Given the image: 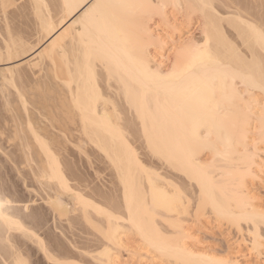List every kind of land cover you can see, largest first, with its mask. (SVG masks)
<instances>
[{"label": "bare ground", "instance_id": "bare-ground-1", "mask_svg": "<svg viewBox=\"0 0 264 264\" xmlns=\"http://www.w3.org/2000/svg\"><path fill=\"white\" fill-rule=\"evenodd\" d=\"M0 96V156L46 204L1 180L0 264H239L187 244L207 215L264 255V0H0Z\"/></svg>", "mask_w": 264, "mask_h": 264}, {"label": "rangeland", "instance_id": "rangeland-1", "mask_svg": "<svg viewBox=\"0 0 264 264\" xmlns=\"http://www.w3.org/2000/svg\"><path fill=\"white\" fill-rule=\"evenodd\" d=\"M8 66L9 65L3 66V67H8ZM1 110L2 109H0V111ZM2 141L3 140H1V142ZM4 144H5V142H4ZM4 144H2V145H4ZM0 145H1V143H0ZM262 148H264V147H262ZM71 151L72 152L69 153V154H71V155H69V159H70L71 163L73 162L74 167L80 173H82L85 177H87L88 179H90L93 176L96 177L93 179H94V181L96 180V184H98V187L99 186L104 187L103 186L104 183L106 185L109 179L107 178L108 177L107 172L103 171V168H102L103 164L101 163V160L97 159V157H94V155L93 156L91 155L88 158L86 155L80 154L78 150L73 149V148L71 149ZM0 158H2L0 160L1 163H2V160L3 161L5 160L4 163L7 164V165H3L4 163H2V165H0L1 170L3 169L2 171L0 170V176H1V172H3V171L5 173V174H2L3 177H4V175H7V177L5 176L6 178L4 177L6 180H4L3 177H0V183L2 184V182L8 181L9 185L12 186V183L14 182L13 187L18 186L15 188L16 190L18 189L17 190L18 192L17 191L13 192L14 196H15L20 191L19 199H18V197H15V199L17 198L16 200H18L20 202L18 204V206H20V205L22 206L23 201L28 202L27 201L28 199H26L28 197L29 200L31 198L33 199V200L31 199V201H29L32 208H34L33 205H36V204L37 205L34 209L37 208L38 204L42 207H45L46 204H44L45 203L44 200L40 201L44 197V195H43V197L40 196L43 193L42 190L36 188V191H37V189L40 191L39 192L35 191V193H34L32 188H34V190H35V187L32 185V188L30 189L31 182L28 183L29 179L27 176H26V178L28 179V180H26L27 183L25 180H24L25 183H23V180L21 181V179H26L25 176L23 175L25 172L22 173L23 171H20V173H19L20 168L18 169V167L15 166L14 164H9L11 162L4 159V157L0 156ZM90 159L94 162L93 166H91V164L89 163ZM2 166H3V168H2ZM14 166H15L14 169H16V170L13 169ZM91 167H93V168H91ZM263 167H264V161H263ZM9 170H10V172H9ZM9 174H11V175H9ZM19 174H22L24 176V178L22 175L20 176ZM261 175H260V177L264 178V171ZM9 178H10V180H8ZM1 180H3V181L1 182ZM261 181H262V179H261ZM10 182H11V184H10ZM262 182L263 183H261L260 179H258L255 182L249 181L250 184H248V185H250L249 190L251 192V195L253 194L252 196L255 197V204H258L259 207L264 208V179ZM4 184H6V183H4ZM26 184L29 185V189H27L28 186ZM6 186L7 185H4L3 187L6 188ZM0 187H2V186H0ZM5 188H3V189H5ZM7 188H9V186ZM13 189L14 188H12L10 190L13 191ZM13 193H11V194H13ZM39 193H41V194H39ZM37 194H39L40 197ZM21 197H24V198L26 197V198H25V200L23 198L22 199L23 201H22ZM39 198H41V199H39ZM34 200L37 201L36 204H33ZM67 202H68V200H67ZM69 206H71V204H69ZM45 208H43L45 210V212L42 210H41V212H43L44 216L47 215V217H45V218H47L46 220L49 219L48 226L50 223V225L52 227H54V224L52 223L53 222L52 213L50 214V211H49L50 209H45ZM45 213H46V215H45ZM211 217H213V216L211 215ZM211 217L207 215L206 217H201V220L195 219L193 217H187L184 220V222H183L184 223V229H185L184 231L188 235L187 244L189 245V247L193 251H195L197 253H201V254H207L209 256H212V257H215L218 259H223V260L228 259L229 261L230 260L233 262L235 261V263H239V264H264V255L261 253H260L261 255L260 254L258 255L257 254L258 252H255L256 250L253 249L254 248L253 242H251L252 240L249 237L250 231L248 230L246 225H242L241 230L243 231V233H242V231H238L239 232L238 233L237 232L238 229H236L234 227L230 228L226 224L225 225L224 224L219 225V223H217L215 221V219H213L214 217L213 218H211ZM248 231H249V234H248ZM241 234H244V235H241ZM263 237H264V232H263ZM19 239H18V241H19ZM23 239H20L19 242L23 243L25 241V243H27V239H25V240H23ZM263 242H264V238H263ZM32 245L30 244V246H32ZM133 246H135L137 248H141L142 245L138 240H135L133 242ZM33 247L35 248V246L31 247L32 250H35L36 248L33 249ZM39 255L40 254H38V256H36V254L34 255L35 258L34 257L32 258L33 262L35 261L36 264L37 263L38 264L39 263L40 264H50L51 263L49 261L46 262V259L45 260L42 259L43 256H41V255H40V257H41L40 258ZM36 257H37V259H36ZM38 257L40 258V261L37 262ZM119 259H120L121 264H172L169 262L167 263L166 261L162 262L161 260H159L158 258H155V257H153V258H147V257L145 258V257H138V256L133 257L131 254H129L128 252H125V251H123L121 253V255L119 256Z\"/></svg>", "mask_w": 264, "mask_h": 264}, {"label": "snow or ice", "instance_id": "snow-or-ice-1", "mask_svg": "<svg viewBox=\"0 0 264 264\" xmlns=\"http://www.w3.org/2000/svg\"><path fill=\"white\" fill-rule=\"evenodd\" d=\"M18 264H23V262H18Z\"/></svg>", "mask_w": 264, "mask_h": 264}]
</instances>
